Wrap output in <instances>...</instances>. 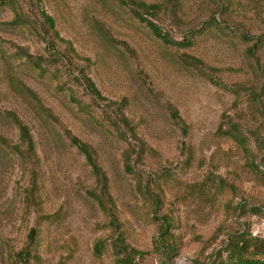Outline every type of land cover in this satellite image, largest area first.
I'll return each instance as SVG.
<instances>
[{
  "label": "rangeland",
  "instance_id": "1",
  "mask_svg": "<svg viewBox=\"0 0 264 264\" xmlns=\"http://www.w3.org/2000/svg\"><path fill=\"white\" fill-rule=\"evenodd\" d=\"M236 233L264 239V0L0 5V264H216Z\"/></svg>",
  "mask_w": 264,
  "mask_h": 264
},
{
  "label": "trees",
  "instance_id": "2",
  "mask_svg": "<svg viewBox=\"0 0 264 264\" xmlns=\"http://www.w3.org/2000/svg\"><path fill=\"white\" fill-rule=\"evenodd\" d=\"M13 0H0V5L11 4ZM41 2V0H37ZM122 4L130 3V0H120ZM147 12H151L155 9L154 5H144ZM42 17L47 23L48 27L54 28V21L51 16L41 10ZM134 16H136L140 21L144 22L152 34L160 39L163 43L167 45H172L176 47H188L191 45V39L188 37H183L182 40H174L166 32H164L159 25H157L152 20H148L143 15H141L137 10H133ZM86 87L90 93L94 94L97 98L101 97L99 90L96 88L95 84L90 78H85ZM124 124H127L126 120L122 119ZM21 137H23L29 145H32V138L28 132V129L22 125L18 124ZM230 134V133H229ZM233 134V133H231ZM72 143L78 148L80 152L84 155L87 163L90 165L92 172L100 178L104 188H107V178L102 174L101 170L97 166L92 156V153L88 146L80 142L77 138H71ZM128 163L126 168H128ZM107 195V194H106ZM109 198V196L107 195ZM98 205L103 206V201L101 198L96 196ZM253 213H258L257 208H250ZM216 264H264V239L257 236H251L246 233H236L229 238L228 242L225 244L224 248L218 252L215 257Z\"/></svg>",
  "mask_w": 264,
  "mask_h": 264
}]
</instances>
